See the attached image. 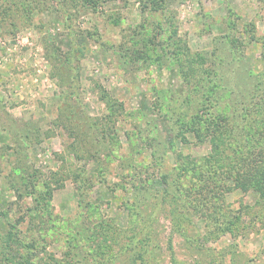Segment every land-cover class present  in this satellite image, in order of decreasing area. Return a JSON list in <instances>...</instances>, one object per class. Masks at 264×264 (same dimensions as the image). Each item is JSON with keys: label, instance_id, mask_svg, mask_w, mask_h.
I'll return each instance as SVG.
<instances>
[{"label": "rangeland", "instance_id": "374dc122", "mask_svg": "<svg viewBox=\"0 0 264 264\" xmlns=\"http://www.w3.org/2000/svg\"><path fill=\"white\" fill-rule=\"evenodd\" d=\"M261 141L264 0H0V264H264Z\"/></svg>", "mask_w": 264, "mask_h": 264}, {"label": "trees", "instance_id": "16d2710c", "mask_svg": "<svg viewBox=\"0 0 264 264\" xmlns=\"http://www.w3.org/2000/svg\"><path fill=\"white\" fill-rule=\"evenodd\" d=\"M192 63V62H191ZM194 96H188V98L190 99V100H192V98H193ZM186 99V98H185ZM194 119V118H193ZM200 121V120H199ZM246 162H247V166H245V168H247V172H253V171H255L253 174H250V176H252L253 175V178L254 179H252V188H253V190L254 191H256L257 192V194H258V196H259V198H260V200H264V142H262L261 141V143H259L258 144V146H256L255 147V145H252V151H251V158H248L247 160H246ZM260 169V170H259ZM168 174L169 173H166L165 175H162V182L164 183V186H165V188L163 189L164 190V193H161V196H163V198L165 197V195H169L170 194V191H169V188L167 187V185L169 186L170 185V183H168ZM238 183H239V185L238 186H245V189H247L248 188V186H249V183H244V182H239L238 181ZM244 186H243V188H244ZM251 186V185H250ZM46 187L48 188V189H50L49 188V186L48 185H46ZM251 188V187H250ZM148 189V188H147ZM179 189H180V187H178L177 189H176V194L178 193V191H179ZM180 193L181 194H185L186 193V190L185 189H182L181 191H180ZM188 194V193H187ZM49 200V199H48ZM194 206H196V205H194ZM193 206V207H194ZM243 212V211H242ZM2 214V213H1ZM241 212H240V214L239 213H237V214H235V228H236V230H237V228H238V224L240 223V216H241ZM3 215V214H2ZM7 222V224H10L9 223V221H6ZM216 222L218 223V224H220V222L218 221V220H216ZM232 223H234V220H232V219H230V218H226V221L224 222V224H222V225H220V226H222V230H224V231H228L229 230V228H230V225L232 224ZM16 225V223H12V224H10V227L11 228H13L14 226ZM224 226V227H223ZM237 232V231H236ZM139 232L137 231V232H135L134 234L135 235H137ZM238 233V232H237ZM14 235H15V233H13L12 232V230L10 229L8 232H7V234H6V238L8 239V240H12L13 239V237H14ZM147 236H148V238H147ZM150 232L148 231V233H146V235H144V236H142L141 235V237H140V239H137V240H135L134 241V245L133 246H138L139 245V242L140 241H143L145 244L147 243V242H149V238H150ZM16 238V237H15ZM78 238H81L80 236H78ZM143 238V239H142ZM171 240L169 239V243H171L170 242ZM145 244H143L142 245V247H146V246H148V245H145ZM34 245V244H33ZM77 245H78V243H76L75 245H74V247H76L77 248ZM141 247V246H140ZM79 248H77V250H78ZM146 252V250H144L143 252H141L142 253V255L144 254ZM34 264V263H33ZM35 264H41V263H35ZM176 264V263H175Z\"/></svg>", "mask_w": 264, "mask_h": 264}]
</instances>
